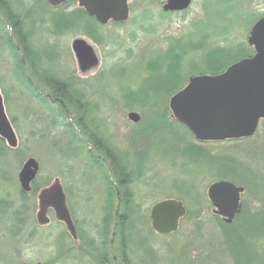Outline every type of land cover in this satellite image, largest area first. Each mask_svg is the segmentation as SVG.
<instances>
[{
  "label": "rangeland",
  "instance_id": "obj_1",
  "mask_svg": "<svg viewBox=\"0 0 264 264\" xmlns=\"http://www.w3.org/2000/svg\"><path fill=\"white\" fill-rule=\"evenodd\" d=\"M8 1L20 16L28 13L24 23L29 35L26 48L34 51L38 62L23 64L25 57L12 41L18 53V58L14 57L4 41L10 20L0 15V96L16 137L14 148L0 139V264H102L104 177L82 153L72 154L75 147L84 145L99 164L106 165L92 148L93 140L101 148L111 146L130 156L128 189L140 206L138 233L144 239L143 245L136 248L133 244L126 251L132 264H184L185 258L196 256L193 249L201 241L218 242L220 232L208 219L213 214L206 196L217 169L206 159L184 157L180 144L184 132L180 127L172 126L177 135H165L173 121L168 101L174 93L160 91L156 98L155 91L147 90L150 86L146 88L143 83L160 84L170 68L178 72L177 66L179 72L188 74L191 69L206 70L208 58L203 54L209 49L224 51L229 47L235 52L246 48L251 18L246 17L241 1L231 4L227 0H204L201 5L202 0H195L185 17H158V0H129L130 16L123 25H98L91 32L82 25L75 26L83 20L72 17L77 8L74 1L60 10L42 0ZM207 37L205 46L191 45L185 53L172 46L187 41L203 43ZM76 40L89 45L97 60L90 71L79 69L72 50ZM151 63L156 65L154 69L147 68ZM44 76L68 83V93L62 98L65 108L48 100L44 104L27 90L25 81L29 79L32 88L51 94L53 81H43ZM70 78L74 79L73 85ZM69 93H75L78 101L71 100ZM79 106L91 110L84 113ZM130 113L139 116L138 122L128 119ZM82 128L87 136H83ZM71 135L83 139L78 143V138ZM199 147L212 160L230 156L255 168L264 156V127L259 125L251 138ZM29 158L39 164L40 186L60 183L75 238L53 214H48V224L38 223L37 194L21 197L17 176ZM166 199L181 201L192 212V218L198 219H181L178 230L171 235L155 234L150 228L149 211L154 203ZM199 220L202 225L197 226ZM111 242L117 245L115 232L111 233ZM144 249H150L154 259L145 255ZM112 257L115 264H120L115 254Z\"/></svg>",
  "mask_w": 264,
  "mask_h": 264
},
{
  "label": "trees",
  "instance_id": "obj_2",
  "mask_svg": "<svg viewBox=\"0 0 264 264\" xmlns=\"http://www.w3.org/2000/svg\"><path fill=\"white\" fill-rule=\"evenodd\" d=\"M70 1L71 0H68L66 4ZM42 2L46 5L44 0H42ZM64 6L65 4L61 5L59 8ZM59 8L57 9L60 10ZM72 12V15L75 14L72 17H79L82 20L87 17L83 9L78 7ZM0 15L5 19L10 20L9 24L11 25L13 32L12 35L14 40H10V37L7 35V33V36L5 35L4 41L7 47L12 50L14 57L18 58V53L16 52L12 43V41H15L19 47L20 53L25 57V63L30 65V63L33 62L30 66L34 65L36 62H38V60L34 51H31L30 48L29 49L31 52L27 51L29 35L24 31V23L28 18V13L25 14V16H20V14L17 13L16 8L14 9L8 0H0ZM71 21L74 22L73 20ZM93 26L95 30L97 28L96 23H94ZM225 32L226 29L219 35H223ZM207 40L208 37L203 43L199 42L197 44L194 41H187L184 45H180V43H178L172 46L176 49H182V53H185V48L191 45L205 46L204 43H206ZM200 48L203 49V47ZM215 52H217V55ZM203 56H205V59L208 58L204 65L207 67L206 70H199V68L191 69L190 74H188L185 72H179L180 68L177 66L178 72H176V69L173 70L170 68L167 75H165L163 78L165 80L164 82L159 84V82L156 81H152L151 83L145 81L143 84H145L144 86L146 88L150 86L147 90L150 91L153 89V92L155 91L156 98L160 91L165 93L168 92L169 95H171V93L175 94L178 89L185 86L187 77L190 75H219L230 65L247 57L248 53L245 48H241L240 50H236L234 52L231 51L229 47H226L224 51L209 49L203 54ZM18 64L19 62L17 65ZM155 67L156 65L153 63L147 66L148 69H154ZM19 80L22 81L21 74L19 75ZM59 87L60 94L66 96L68 93L67 88L69 86L64 82ZM141 92L142 91H139V94H142ZM136 94L137 92H134L133 96ZM69 96L71 100L74 99L75 101H78L75 99L77 97L75 93H69ZM71 100L70 102L73 103ZM78 109L86 113L87 107L79 106ZM165 110L168 111L167 109ZM260 125L264 127V123H261ZM172 126L180 127L181 131L183 130L185 133V136L184 133L180 134L182 136L180 138V144H184L182 145V153L185 158L206 159V162H213L217 169V172L215 173L216 177L213 182L224 180L244 188V193L241 197L240 213L235 217L231 224H225L219 217L214 215H211L208 218L210 221L216 224V228L220 232L219 241L216 242L215 239H206L201 241L198 248H192L193 250L197 251L196 256L190 259L185 258L183 260L184 264H264V156L262 158L261 156L259 157L261 160L258 161L255 168L243 163L239 159L230 156H222L218 157L216 160H212L210 159L211 157H208L209 154L205 152L202 147L192 144L193 138L190 132L187 130V128L175 120H173L169 126H167L165 135L172 134L175 136L178 134V131L171 130ZM82 132L83 136H87L86 131L83 128ZM71 137H74V139L75 137L78 138L74 135H71ZM163 138L159 140L157 143L158 145L162 142ZM79 141L80 139L78 138L77 142L80 143ZM92 146L97 154L105 158L106 165L102 166V164H99L98 160L91 155V152H89L84 145L77 146V148L75 147L72 154L74 155L76 151H78V153H82L93 163V166L99 170L104 177L106 197L101 220L102 230L100 231L102 237L101 245L104 247V251L100 253V261L102 264H115L112 257V254H115L120 264H132L126 251L133 244L136 246V248L140 247L143 245L144 239L138 233V223L142 216V213L140 212V206L134 202L133 195L128 189V180L132 172L130 156L127 153L118 152L111 146H105L101 148L94 142V140L92 141ZM43 187L38 184V179H36L32 184V190L29 196H35L38 190ZM21 197L24 198L25 194L21 193ZM23 206H25L24 203ZM113 210L118 211H116V213ZM192 216V212L186 210L184 220L198 219L197 217L192 218ZM198 222L200 223H196L197 226L202 225V221L199 220ZM109 227L110 229L107 230ZM112 232H115L118 240L116 246H114L111 242ZM143 251L145 255L149 254V258L154 259V257L151 256L152 251L150 249H144Z\"/></svg>",
  "mask_w": 264,
  "mask_h": 264
},
{
  "label": "water",
  "instance_id": "obj_3",
  "mask_svg": "<svg viewBox=\"0 0 264 264\" xmlns=\"http://www.w3.org/2000/svg\"><path fill=\"white\" fill-rule=\"evenodd\" d=\"M53 8L66 0H45ZM78 6L101 25L109 21L123 23L128 19L127 0H77ZM190 0H168L164 10L185 9ZM249 44L255 46V56L242 59L219 75H201L189 78L187 85L169 99L172 117L184 125L198 141H224L250 138L264 121V19L253 28ZM72 50L83 68L97 64V60L84 41L76 40ZM83 63V67L82 66ZM136 123L139 116L128 114ZM0 138L10 148L16 145L14 131L8 121L0 96ZM39 172V164L32 158L25 161L18 173L22 193H30L31 185ZM244 188L229 181H216L207 187L206 196L211 213L225 224H231L241 210ZM37 221L49 222L51 210L56 221L62 223L75 238V229L59 182L41 190L37 196ZM186 209L180 201L166 199L154 204L149 211L151 230L160 236L175 233L184 218Z\"/></svg>",
  "mask_w": 264,
  "mask_h": 264
},
{
  "label": "flooded vegetation",
  "instance_id": "obj_4",
  "mask_svg": "<svg viewBox=\"0 0 264 264\" xmlns=\"http://www.w3.org/2000/svg\"><path fill=\"white\" fill-rule=\"evenodd\" d=\"M71 1H74L76 3V5L78 6V1L77 0H71ZM167 1L168 0H158V3L160 5V12L161 14L158 16V17H164V16H176V17H185L187 11L189 9H191L192 5H193V2L195 0H190L189 2V5L185 8V9H176L175 10H168V11H165L164 10V6L167 4ZM204 0L201 1V5L203 3ZM238 0H227L228 3H231V4H236ZM241 1V4L245 7V11H246V17H250L251 18V22H250V27H249V30H248V34H247V38H246V43H247V47L245 48L247 50V53H248V56L246 57V59H251L255 56V46L254 45H251L249 44V39L251 37V32L254 28V26L260 21V20H263L264 19V0H240ZM127 6H128V14L130 16V11H131V7H130V3H129V0H127ZM90 20H88V19ZM85 19V20H84ZM83 19V22H78L75 24V26H78V25H82L83 27L87 28V29H90L89 32L93 31L94 30V23H96L97 27H99L100 25L94 20L93 17H85ZM94 22V23H93ZM9 23V22H8ZM74 23V22H73ZM93 24V25H92ZM99 25V26H98ZM11 25L10 24H7V27H6V32L7 34L9 35L10 39H13V35L11 34ZM75 42V41H74ZM73 42V43H74ZM18 51V49H17ZM75 56V54H74ZM76 58V56H75ZM76 62L79 66V69L81 72L83 71H90V69H92L94 66L92 67H89V68H82L81 69V66L80 64L78 63L77 59H76ZM23 64H25V61H23ZM97 65V64H96ZM82 66H83V63H82ZM85 67V66H83ZM34 78H36L37 80H39L38 76H34ZM28 79V78H27ZM42 79V78H41ZM49 79V78H48ZM47 79V76H44L43 77V81L45 80H48ZM51 80V79H50ZM48 80V81H50ZM73 80L74 79H69V82L70 84L73 85ZM53 81V84L51 86V94H48V95H45L43 94L41 91L35 89V88H32L30 85L31 83L30 80H26V85H27V90L30 91V94H32L33 96L37 97V99L40 101V102H43L44 104H48L49 102H53L54 104L56 105H59L58 107L63 109V107L65 108V105L63 104V97L64 95L60 94V85L63 84L62 82H59L57 81L56 79L54 80H51ZM29 83V84H28ZM68 85V83H66ZM36 87V86H35ZM33 93H32V91ZM49 102H48V101ZM2 104H3V108H4V102L2 100ZM87 107V106H86ZM66 110V109H65ZM89 110H91V108L87 107V110H86V113L89 112ZM5 112V111H4ZM9 120V119H8ZM10 122V121H9ZM98 122V121H97ZM11 124V122H10ZM78 131V130H77ZM192 138H193V141H194V144L196 145H211V144H216V143H221V142H218V141H198L195 139V137L193 136V134L191 135ZM81 139H83V137H80ZM79 138V139H80ZM2 141L5 142V140H3L2 138H0ZM6 143V142H5ZM184 145V144H182ZM92 146V145H91ZM93 148V146H92ZM98 158H101L104 162H106L105 158L104 157H98ZM48 187V186H46ZM46 187H43L41 189L38 190V192ZM51 211V210H50ZM52 212V211H51ZM50 213V212H49Z\"/></svg>",
  "mask_w": 264,
  "mask_h": 264
}]
</instances>
